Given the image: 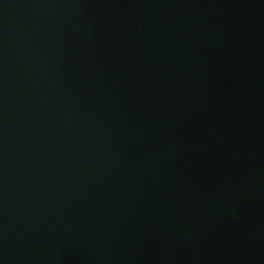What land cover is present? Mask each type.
Listing matches in <instances>:
<instances>
[{
	"label": "water",
	"instance_id": "water-1",
	"mask_svg": "<svg viewBox=\"0 0 264 264\" xmlns=\"http://www.w3.org/2000/svg\"><path fill=\"white\" fill-rule=\"evenodd\" d=\"M0 264H264V0H0Z\"/></svg>",
	"mask_w": 264,
	"mask_h": 264
}]
</instances>
